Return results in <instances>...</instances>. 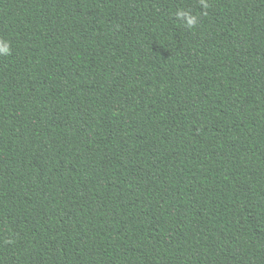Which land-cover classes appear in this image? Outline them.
<instances>
[{
    "label": "trees",
    "instance_id": "obj_1",
    "mask_svg": "<svg viewBox=\"0 0 264 264\" xmlns=\"http://www.w3.org/2000/svg\"><path fill=\"white\" fill-rule=\"evenodd\" d=\"M0 264H264V0H0Z\"/></svg>",
    "mask_w": 264,
    "mask_h": 264
},
{
    "label": "clouds",
    "instance_id": "obj_2",
    "mask_svg": "<svg viewBox=\"0 0 264 264\" xmlns=\"http://www.w3.org/2000/svg\"><path fill=\"white\" fill-rule=\"evenodd\" d=\"M0 51H4V52H6V51H7V48H6V47H4V48H0Z\"/></svg>",
    "mask_w": 264,
    "mask_h": 264
}]
</instances>
